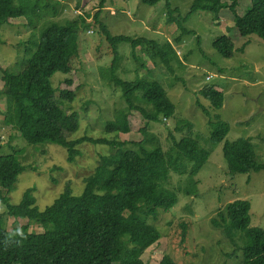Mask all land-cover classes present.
Masks as SVG:
<instances>
[{
	"label": "rangeland",
	"instance_id": "rangeland-1",
	"mask_svg": "<svg viewBox=\"0 0 264 264\" xmlns=\"http://www.w3.org/2000/svg\"><path fill=\"white\" fill-rule=\"evenodd\" d=\"M101 1L25 0L21 3L15 0L16 7L25 6L29 11L37 5L38 9L36 13L28 12L26 17L8 24L0 23V91L4 90V71L16 73L21 70L29 43L36 42L45 28L52 23L84 20L87 25L80 27L79 54L72 61L73 72L70 75L56 73L52 78L56 98L67 88L65 80H72L73 101L65 102L63 106L67 113L79 115L80 129L71 140L87 137L126 141L128 147H133L132 142L139 143L145 137L137 130L147 126L145 134L149 139L143 147H162L167 158L174 162L165 188L177 193L178 204L168 211L159 210L156 220L154 217L147 220L159 230L161 239L145 252L144 261L160 264L162 258L169 255L177 264H241L242 250L238 246L242 242L238 239L233 245L212 221L225 212L229 204L248 201L251 227L264 230V168L246 175L231 174L224 157L226 143L250 139L257 163L264 166V40L256 35L239 36L229 9L220 13L219 21L209 12L193 13L184 25L193 34L182 35L177 23L168 22L165 1L154 6L143 0H106L104 5ZM193 1L170 0V3L184 18ZM233 1L224 0L228 5ZM237 2L236 11L244 16L251 8V1ZM29 20L33 24H29ZM100 23L113 37L147 38L162 47L172 44L176 54L171 58L170 69L160 57L152 58L151 55L156 54L154 44H139L133 48L130 43L121 42L117 44L115 54ZM224 35L231 37L235 44L236 51L230 59L224 58L213 47V42ZM181 36L182 42H178ZM114 77L126 82L139 78L158 80L176 106L175 116L166 122L152 123L140 111L133 110L129 116L134 132L128 135L107 133V123L128 109L123 90L116 86ZM207 86L224 94L221 109L215 110L200 93ZM135 105L146 111L152 110L140 92ZM6 108V98L2 97L0 155L18 152L26 167L15 190L9 195L3 191L12 204H18L30 188L34 189L40 210L53 204L66 186L74 195H80L101 157L116 153L109 146L85 142L77 147L80 155L71 163L67 150L58 145L27 144L16 129L6 125L3 114ZM216 116L230 126L225 140L219 144L211 141L212 126L218 122ZM185 138L196 140L200 148L210 153L208 162L195 178L191 176L193 163L176 148V144ZM0 222L9 232L23 226L30 227L31 233L44 232L38 223L10 216L1 202ZM235 234L240 236V232Z\"/></svg>",
	"mask_w": 264,
	"mask_h": 264
},
{
	"label": "trees",
	"instance_id": "trees-1",
	"mask_svg": "<svg viewBox=\"0 0 264 264\" xmlns=\"http://www.w3.org/2000/svg\"><path fill=\"white\" fill-rule=\"evenodd\" d=\"M19 1L25 3V0ZM161 1H165L168 22L177 23L182 35L193 34L184 27L193 13L209 12L219 21L220 13L229 9L239 36L256 35L264 40V0H250L251 8L244 16L236 11L238 0L230 5L224 0H194L184 18L178 8H172L170 0H143L151 6ZM105 2L102 0L101 5ZM37 9L34 5L28 11L25 6L16 7L15 0H0V23L8 24L14 19L26 17L28 12L36 13ZM176 14L178 16L175 17ZM29 24L33 21L29 20ZM83 25H87L84 20L52 23L41 32L36 42L29 43L21 70L16 73L4 71V90L0 91V99L5 97L7 102L3 113L5 123L16 129L31 146L53 144L66 149L71 163L80 155L77 147L85 142L109 146L116 153L101 157L99 166L86 180L80 195H74L66 186L59 198L44 210L38 208L32 188L24 192L18 204H12L10 198L3 194V191L9 195L15 190L26 167L21 163L18 152L0 155V202L6 205L10 216L28 219L44 229L43 233H31L30 227H19L27 239L16 243L19 237L12 240L9 237L17 228L9 232L0 222V264H147L143 259L145 252L161 239L159 230L147 220L151 217L156 220L159 210L168 211L178 204L177 193L165 188L174 162L167 158L162 147H143L149 139L145 134L147 126L137 130L145 137L139 143L132 142L133 147H128L126 141L87 137L71 140L80 129L79 115L67 113L63 106L65 102L73 101L74 93L70 90L72 80H65L67 88L56 98L52 78L56 73L70 75L73 72L72 61L79 54L78 37ZM99 26L115 54L116 46L121 42L130 43L133 48L139 44H154L156 54H152V58L160 57L170 69L171 58L176 54L172 44L162 47L147 38L113 37L105 25L100 23ZM182 37L178 42H182ZM213 47L227 59L233 58L236 51L233 39L226 35L216 39ZM113 80L116 86L122 88L128 109L107 123V133L128 135L134 132L129 116L133 110L140 111L152 123L166 122L175 116L176 106L158 80L139 78L126 82L117 77ZM139 92L152 110L146 111L135 105ZM200 93L215 110L223 107L224 94L215 87H204ZM216 120L218 122L212 126L211 141L219 144L225 140L230 126L219 121L218 116ZM176 148L193 163L191 176L197 177L208 162L210 153L200 148L192 138L182 139ZM179 152L177 154L181 156ZM224 157L231 174L246 175L264 168L256 161L255 147L250 139L226 143ZM250 210L248 201L233 202L212 221V225L222 229L233 245L238 239L242 242L238 246L242 250L241 264H264V230L251 227ZM235 232H240V236ZM185 235L186 231L183 238ZM234 252L237 253V250ZM160 264L177 263L165 255Z\"/></svg>",
	"mask_w": 264,
	"mask_h": 264
},
{
	"label": "clouds",
	"instance_id": "clouds-1",
	"mask_svg": "<svg viewBox=\"0 0 264 264\" xmlns=\"http://www.w3.org/2000/svg\"><path fill=\"white\" fill-rule=\"evenodd\" d=\"M15 237H19V239L15 240L16 243H20L22 240L27 239V236L24 233L22 228H17L16 231L11 234V236L9 237V240H12Z\"/></svg>",
	"mask_w": 264,
	"mask_h": 264
}]
</instances>
